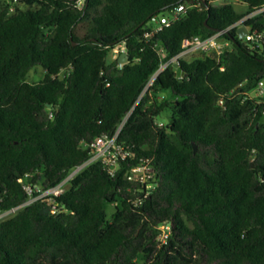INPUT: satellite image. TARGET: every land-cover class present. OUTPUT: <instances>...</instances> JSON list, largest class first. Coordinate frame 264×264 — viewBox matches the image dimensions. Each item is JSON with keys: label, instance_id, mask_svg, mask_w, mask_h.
Instances as JSON below:
<instances>
[{"label": "trees", "instance_id": "16d2710c", "mask_svg": "<svg viewBox=\"0 0 264 264\" xmlns=\"http://www.w3.org/2000/svg\"><path fill=\"white\" fill-rule=\"evenodd\" d=\"M78 1L0 0V208L26 201L25 183H58L123 121L130 154L0 219V264H264V96H238L264 79V43L234 27L219 56L182 59L180 76L167 65L145 90L162 47L167 59L264 0ZM181 3L184 15L146 35L153 14ZM248 22L263 27L264 12ZM121 45L123 64L110 58ZM141 162L145 182L128 177Z\"/></svg>", "mask_w": 264, "mask_h": 264}, {"label": "built area", "instance_id": "2783aa9c", "mask_svg": "<svg viewBox=\"0 0 264 264\" xmlns=\"http://www.w3.org/2000/svg\"><path fill=\"white\" fill-rule=\"evenodd\" d=\"M17 1V0H15ZM84 0H79L78 4L82 6ZM14 9V6H12ZM188 10V5L181 3L175 8L172 9L170 13L159 12L155 13L150 18V23L152 24V28L146 35H151L155 32H159L165 26L169 25L172 20L180 18L184 15ZM264 12V5L260 8L254 9L239 19H237L231 25L218 29L211 34L202 36L200 34L194 35L192 37L184 38L182 42V49L180 52L172 55L171 57L165 59V51L162 47L160 50L162 52V61L158 69L153 73L151 78L149 79L146 89H148L154 82L157 75L167 66L173 65L174 62H178L181 64L182 59H190L195 56L202 55H213L219 56L226 47L232 45L233 40L229 36L230 31L234 27L247 26L249 19L258 15L259 13ZM251 24V23H250ZM240 39L248 42L251 46H255V44H263L264 43V26L263 27H254L251 24L248 32L241 37ZM122 51H126V47L124 45L117 46L113 48V55L119 56ZM238 96L242 101L246 100L251 96L258 97V101H262L263 99L260 96H264V79L260 80L258 86L255 90L247 91L239 93ZM124 121L116 128L113 134L111 135H101L98 136L94 142L90 144L89 156L75 168H73L62 180L58 183L48 186L42 187L39 184L31 185L30 183H25L24 187L29 192V198L23 203L13 206L7 209L0 208V219L6 218L13 213H15L22 206L45 196H58L63 191L67 190L71 185V178L83 167L96 162L101 161L105 164L109 172L113 173L119 164L121 159L126 158L127 155L130 154V150L122 144H119L118 138L121 132ZM150 165L148 162H141L138 165L132 167L128 171V177L131 179L140 180L141 182H145L148 178ZM150 185V184H147ZM171 231V226L169 222H164L160 225V234L159 240L164 242L167 240Z\"/></svg>", "mask_w": 264, "mask_h": 264}, {"label": "rangeland", "instance_id": "374dc122", "mask_svg": "<svg viewBox=\"0 0 264 264\" xmlns=\"http://www.w3.org/2000/svg\"><path fill=\"white\" fill-rule=\"evenodd\" d=\"M225 1L233 2L238 10H244L247 7L244 0H218V1H216V3H222ZM114 57L115 56L113 55V53H110V58H114ZM43 74H44V69L42 67H37L36 69H33L32 71H30L28 78H29V80L37 81L43 76ZM157 119L166 121L168 118H167V115L165 113L162 116L158 117ZM115 210H116L115 203H109L107 205V217L109 219L111 218V216Z\"/></svg>", "mask_w": 264, "mask_h": 264}, {"label": "water", "instance_id": "95a60500", "mask_svg": "<svg viewBox=\"0 0 264 264\" xmlns=\"http://www.w3.org/2000/svg\"><path fill=\"white\" fill-rule=\"evenodd\" d=\"M251 27V24L250 23H247V26H241L238 28V33L241 37H243L249 30V28ZM129 58H128V53L127 51H122L118 57V61L119 63L123 64L125 62H128ZM173 68L174 70L176 71L177 75H182L185 73L182 65L178 62H174L173 63ZM224 112H226V110H224ZM197 150V146L195 145V151Z\"/></svg>", "mask_w": 264, "mask_h": 264}]
</instances>
